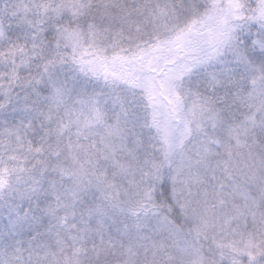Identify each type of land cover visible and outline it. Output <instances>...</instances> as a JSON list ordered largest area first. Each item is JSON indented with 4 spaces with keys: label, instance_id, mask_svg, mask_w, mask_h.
<instances>
[{
    "label": "snow or ice",
    "instance_id": "1",
    "mask_svg": "<svg viewBox=\"0 0 264 264\" xmlns=\"http://www.w3.org/2000/svg\"><path fill=\"white\" fill-rule=\"evenodd\" d=\"M0 264H264V0H0Z\"/></svg>",
    "mask_w": 264,
    "mask_h": 264
}]
</instances>
